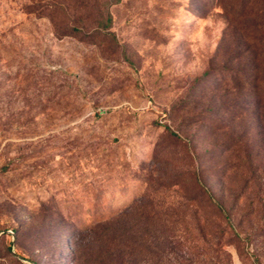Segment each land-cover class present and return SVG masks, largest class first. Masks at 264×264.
<instances>
[{
    "label": "rangeland",
    "instance_id": "374dc122",
    "mask_svg": "<svg viewBox=\"0 0 264 264\" xmlns=\"http://www.w3.org/2000/svg\"><path fill=\"white\" fill-rule=\"evenodd\" d=\"M0 264H264V0H0Z\"/></svg>",
    "mask_w": 264,
    "mask_h": 264
}]
</instances>
